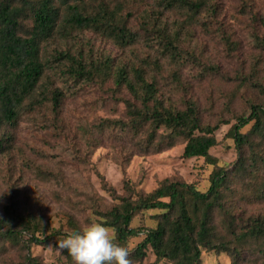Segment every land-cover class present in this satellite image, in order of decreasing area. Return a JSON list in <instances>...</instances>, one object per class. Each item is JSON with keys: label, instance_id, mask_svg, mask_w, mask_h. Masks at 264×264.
Returning <instances> with one entry per match:
<instances>
[{"label": "trees", "instance_id": "obj_1", "mask_svg": "<svg viewBox=\"0 0 264 264\" xmlns=\"http://www.w3.org/2000/svg\"><path fill=\"white\" fill-rule=\"evenodd\" d=\"M219 1L0 0V177L8 176L12 153L22 157L14 141L20 121L42 114L51 129L47 120L64 122L67 98L95 89L120 103L124 117L102 118L92 130L82 126L72 146L78 137L111 138L149 154L183 143V157L212 167L206 191L173 178L149 193L127 187L116 195L103 185L114 203L95 205L101 206L93 209L97 222L114 229L126 248L142 236L129 251L131 264L141 262L147 248L152 264H202L203 251L225 254L231 264H264V0H229L227 11L246 28L249 49L226 35L217 41L231 64L216 87L217 65L194 34L219 29L213 27ZM222 27L234 35L232 26ZM231 117L228 136L237 158L223 166L210 149L218 144L215 131ZM64 131L65 123L54 135ZM21 164L42 175L31 159ZM74 192L83 208L96 200ZM24 197L23 190L2 193L0 264H43L32 247L67 234L51 228L38 206L26 208ZM149 211L156 212L153 226H131ZM76 221L68 216L69 233L81 229Z\"/></svg>", "mask_w": 264, "mask_h": 264}, {"label": "rangeland", "instance_id": "obj_2", "mask_svg": "<svg viewBox=\"0 0 264 264\" xmlns=\"http://www.w3.org/2000/svg\"><path fill=\"white\" fill-rule=\"evenodd\" d=\"M231 3L229 0H221L218 3L219 23L213 25L214 29L219 28L218 30L207 36L202 31L194 34V41L203 48L204 56L217 65L219 77L213 78V84L216 87H219V78L227 74L231 64L224 45L217 41L226 35L237 40L242 51L249 49L246 28L236 25L235 19L227 11V5ZM223 25L232 26L234 35L230 36V32L225 31ZM79 94L76 98H67L64 101V122H62L63 117H59V122L53 125L52 121L47 120L49 116L46 114L44 121L51 123V129H46V125L43 126L42 114L41 116L32 115L20 121L14 130V141H16V148L19 150L21 148L22 157L11 154L12 159L8 162L10 166L8 176L4 180L0 177V203L3 201L4 191L23 190L25 192L23 202L26 201L24 202L27 205L26 208L35 209L38 206L45 217L44 221L49 223L51 228L61 229L68 234L69 215L75 217L76 223L82 229L99 219L93 209L96 207L100 211L101 206L95 205L103 203L102 206L105 207L114 203L110 194L105 191L104 184L112 188L116 195H124L127 187L134 192L149 193L166 178L193 184L201 191L207 190L212 167L202 158L183 157V143H178L159 153L149 154L139 153L131 145L111 138L89 139L86 142L84 138L78 137L77 145L72 146L70 138L84 132L82 126L92 130L91 125H96L102 118L124 117L121 104L116 103L108 95L95 89H85ZM200 103L203 107L202 100ZM234 113L237 112L234 111ZM230 119L229 124L221 125L215 131L214 135L218 144L210 149L212 157H215L223 166L231 165L237 158L233 140L228 136L229 127L235 121L232 117ZM63 123H65L66 131L55 136L56 128L63 127ZM249 127L250 124L242 131ZM28 158L33 161L36 169L41 170L42 175H37L36 170L29 172L25 166H22L21 161ZM56 177L63 178L64 182L54 180ZM74 191L80 195V199L83 195H87L96 200L91 203L92 205L86 204L83 208V203L81 205V202H75L77 198L74 197ZM57 195L65 200L57 199ZM154 213L156 212L149 211L139 214L134 218L131 226H153L151 215ZM141 239L142 236L130 239L127 244L128 251H131ZM31 253L43 264H73L62 250L57 251V243L52 240L45 245H34ZM201 260L202 264H231L229 256L214 252L203 251ZM154 261L155 257L151 249L147 248L143 260L133 264H152ZM157 264H168V262L163 260Z\"/></svg>", "mask_w": 264, "mask_h": 264}, {"label": "clouds", "instance_id": "obj_3", "mask_svg": "<svg viewBox=\"0 0 264 264\" xmlns=\"http://www.w3.org/2000/svg\"><path fill=\"white\" fill-rule=\"evenodd\" d=\"M114 231L103 222H91L66 234L57 242V251L66 250L73 264H131L128 249L116 242Z\"/></svg>", "mask_w": 264, "mask_h": 264}]
</instances>
